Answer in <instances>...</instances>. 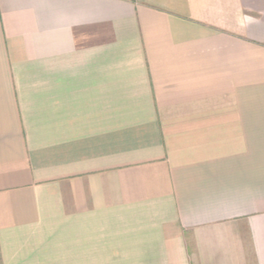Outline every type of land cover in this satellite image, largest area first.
I'll return each instance as SVG.
<instances>
[{
	"label": "crops",
	"instance_id": "1",
	"mask_svg": "<svg viewBox=\"0 0 264 264\" xmlns=\"http://www.w3.org/2000/svg\"><path fill=\"white\" fill-rule=\"evenodd\" d=\"M0 264H264V0H0Z\"/></svg>",
	"mask_w": 264,
	"mask_h": 264
}]
</instances>
